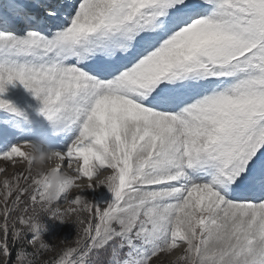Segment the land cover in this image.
<instances>
[{"label":"snow or ice","instance_id":"1","mask_svg":"<svg viewBox=\"0 0 264 264\" xmlns=\"http://www.w3.org/2000/svg\"><path fill=\"white\" fill-rule=\"evenodd\" d=\"M0 162V264H264V0H3Z\"/></svg>","mask_w":264,"mask_h":264},{"label":"rangeland","instance_id":"2","mask_svg":"<svg viewBox=\"0 0 264 264\" xmlns=\"http://www.w3.org/2000/svg\"><path fill=\"white\" fill-rule=\"evenodd\" d=\"M0 2H3V0H0ZM25 2H28V0H25ZM24 150L28 151L27 148ZM58 163H62V162L56 161V160L49 161L46 156L44 158V162L41 163L40 159L38 157L37 162H36V167L40 170H43V171H50L52 168H55ZM0 167H5L7 169L8 177L11 178L14 173H18L19 171H22L25 168V165L18 164L16 167H12L10 165L4 164L3 162H0ZM73 167H75V165H73ZM4 178H5V174L0 173V201L3 200V193H4L3 180H4ZM79 183L86 185L88 183V181L85 179V180L79 181ZM81 190L83 191V190H87V189H81ZM74 191H76V190H74ZM87 191L91 192L92 190H87ZM96 191H97V193H99L103 190L97 189ZM104 191H106V190H104ZM98 198H99L98 196L97 197H92L91 195L89 196V199H98ZM69 223H71V221ZM75 236H76L75 230L72 229L71 227H69V228L64 229L60 233H58L57 236L50 237V242L57 245L58 247H63L64 245L61 243V241L64 238H67L68 241L71 242L72 240L75 239ZM178 255H180V253L176 252L173 255H171L169 257H163L162 259L174 261ZM3 259L4 258L2 256V254H0V260H3Z\"/></svg>","mask_w":264,"mask_h":264},{"label":"clouds","instance_id":"3","mask_svg":"<svg viewBox=\"0 0 264 264\" xmlns=\"http://www.w3.org/2000/svg\"><path fill=\"white\" fill-rule=\"evenodd\" d=\"M54 179H55V177H54Z\"/></svg>","mask_w":264,"mask_h":264}]
</instances>
